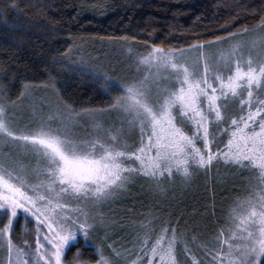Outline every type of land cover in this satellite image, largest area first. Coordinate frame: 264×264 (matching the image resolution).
I'll return each instance as SVG.
<instances>
[{
  "label": "snow or ice",
  "instance_id": "obj_1",
  "mask_svg": "<svg viewBox=\"0 0 264 264\" xmlns=\"http://www.w3.org/2000/svg\"><path fill=\"white\" fill-rule=\"evenodd\" d=\"M77 53L71 45L54 63L104 79L105 106L77 108L51 75L55 99L30 84L13 99L0 86V264H67L69 241L98 228L112 255L101 243L95 264H264V17L184 47L128 48L132 76L101 74ZM221 166L231 198L210 238L149 212L132 222L130 248L109 242L117 221L104 208L130 185L166 192L199 174L223 185L212 175ZM21 218L34 239L17 243Z\"/></svg>",
  "mask_w": 264,
  "mask_h": 264
},
{
  "label": "trees",
  "instance_id": "obj_2",
  "mask_svg": "<svg viewBox=\"0 0 264 264\" xmlns=\"http://www.w3.org/2000/svg\"><path fill=\"white\" fill-rule=\"evenodd\" d=\"M262 17L264 0H0V86L15 98L25 84L48 82L51 75L60 95L77 108L103 107L108 97L98 83L54 63L75 39L135 37L182 47L256 27ZM208 203L213 206L212 199ZM211 209L205 216L213 225L209 231ZM67 250V263L98 259L83 237Z\"/></svg>",
  "mask_w": 264,
  "mask_h": 264
},
{
  "label": "rangeland",
  "instance_id": "obj_3",
  "mask_svg": "<svg viewBox=\"0 0 264 264\" xmlns=\"http://www.w3.org/2000/svg\"><path fill=\"white\" fill-rule=\"evenodd\" d=\"M253 28L255 27L248 29ZM71 45H76L81 50V53L74 56L76 61L81 60L82 54L85 66L99 69L101 74L106 72L113 77H125L136 74L135 64L133 58L129 56L128 48H132L134 53L146 54L153 44L140 43L129 37L127 39L81 37L75 39ZM74 72L98 83L105 92L106 82L104 79L80 71ZM48 82L33 85V92L36 97L47 95L55 99L52 89L45 87ZM27 103L26 100L25 106ZM25 115H27L26 108ZM212 175L216 177L217 181H223V185L219 182L213 183L204 174L195 176L187 185L177 181L174 186L169 185L166 192L151 190L146 181H138L136 184L130 185L129 192L104 208L105 213L112 220L117 221L116 224L112 225V231L108 232L109 242L115 241L117 248H120V246L130 248L135 235L132 222L143 220L149 212L156 217L155 223L157 225L168 220H171L173 224L179 221L181 229L190 232L198 230L205 239L210 238L215 229L220 227L224 221L223 213L229 206L231 198V193L226 192L225 189L231 187L233 180L231 171L223 166L219 168L218 172H213ZM233 192H238V189L233 188ZM211 199L215 201L213 231L208 230L213 225L209 223V218L207 219V213L213 207L211 203H208ZM21 223L20 234L16 236V242L22 243L23 239L33 240L34 222L26 224L23 219ZM25 232L28 234L25 235ZM80 237L84 238L87 245H93L97 252L98 246L104 243L105 231L98 228L91 233L90 239H86L82 232H77L76 237L69 241L66 249L72 243L77 242ZM104 248L105 254L111 256V250L108 248L107 243H104ZM4 259L5 255L0 251V262ZM83 262L74 260L67 264H83ZM95 262H90V264H95ZM118 264H123V262L118 261Z\"/></svg>",
  "mask_w": 264,
  "mask_h": 264
}]
</instances>
